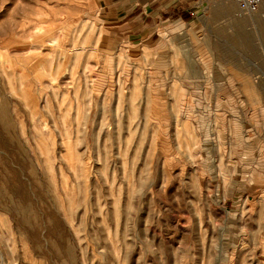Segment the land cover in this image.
Here are the masks:
<instances>
[{"label":"rangeland","instance_id":"1","mask_svg":"<svg viewBox=\"0 0 264 264\" xmlns=\"http://www.w3.org/2000/svg\"><path fill=\"white\" fill-rule=\"evenodd\" d=\"M100 2L0 0V264H264V0Z\"/></svg>","mask_w":264,"mask_h":264},{"label":"crops","instance_id":"2","mask_svg":"<svg viewBox=\"0 0 264 264\" xmlns=\"http://www.w3.org/2000/svg\"><path fill=\"white\" fill-rule=\"evenodd\" d=\"M199 3L196 0H101L99 13L106 30L112 29L124 43H134L149 28L187 18Z\"/></svg>","mask_w":264,"mask_h":264},{"label":"built area","instance_id":"3","mask_svg":"<svg viewBox=\"0 0 264 264\" xmlns=\"http://www.w3.org/2000/svg\"><path fill=\"white\" fill-rule=\"evenodd\" d=\"M197 2H201L203 0H196ZM237 6L247 12H255L261 3V0H232Z\"/></svg>","mask_w":264,"mask_h":264},{"label":"bare ground","instance_id":"4","mask_svg":"<svg viewBox=\"0 0 264 264\" xmlns=\"http://www.w3.org/2000/svg\"><path fill=\"white\" fill-rule=\"evenodd\" d=\"M262 1H263V0H261V3H262ZM261 3H260V5H259V6H261Z\"/></svg>","mask_w":264,"mask_h":264}]
</instances>
